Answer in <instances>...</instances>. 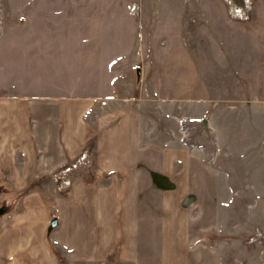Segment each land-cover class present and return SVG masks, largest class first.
<instances>
[{"label":"crops","instance_id":"1","mask_svg":"<svg viewBox=\"0 0 264 264\" xmlns=\"http://www.w3.org/2000/svg\"><path fill=\"white\" fill-rule=\"evenodd\" d=\"M18 2L12 40L0 42V177L29 193L0 230V264H219V251L184 228L195 203L203 219L219 216L210 195L219 185L195 175L190 156L148 140L123 102L115 108L116 63L131 52L130 42L115 40V1ZM253 2L252 20L264 19V0ZM235 72L236 112L263 114L264 41L241 42ZM253 123L264 129V119ZM44 177L70 187L37 185Z\"/></svg>","mask_w":264,"mask_h":264},{"label":"rangeland","instance_id":"2","mask_svg":"<svg viewBox=\"0 0 264 264\" xmlns=\"http://www.w3.org/2000/svg\"><path fill=\"white\" fill-rule=\"evenodd\" d=\"M18 1L0 0V42L12 40ZM114 1L115 14L109 18L114 21L116 43H131V52L119 58L115 67V108L123 102L140 116L148 140L178 149L181 159L190 156L195 175L202 180L204 173L207 179L211 175L212 190L219 185V191L217 187L210 192L215 206L211 215L219 216L203 219V208L195 203L185 232L197 233L201 247L219 251V264L262 263L264 151L259 142L264 129L253 128V122L264 119V113L240 116L236 112L235 67L241 42L264 41V19L256 15L252 20L253 0ZM261 3L256 1L258 7ZM26 19L20 17L23 23ZM38 81L41 86L49 80ZM180 164L179 183L185 185L186 173ZM61 175L66 178L65 172ZM15 179L0 177V230L11 225L17 204L28 200L27 188H12ZM36 180L37 185L56 182L59 190L60 180ZM164 182L153 184L169 180ZM49 194L43 190L47 199ZM194 197L192 193L191 200ZM214 199L219 200L218 206ZM56 227L50 223L49 234Z\"/></svg>","mask_w":264,"mask_h":264},{"label":"built area","instance_id":"3","mask_svg":"<svg viewBox=\"0 0 264 264\" xmlns=\"http://www.w3.org/2000/svg\"><path fill=\"white\" fill-rule=\"evenodd\" d=\"M132 8H134V7H132ZM132 13V12H131ZM71 170V169H70ZM66 173V172H65ZM66 175L68 176V175H70L69 173H66ZM70 187V182L69 181H65V182H61L60 181V187H59V190L61 191V192H64V191H66L68 188Z\"/></svg>","mask_w":264,"mask_h":264},{"label":"water","instance_id":"4","mask_svg":"<svg viewBox=\"0 0 264 264\" xmlns=\"http://www.w3.org/2000/svg\"><path fill=\"white\" fill-rule=\"evenodd\" d=\"M57 224H58V220H57V218H53V219L51 220V226H52V227H55V226H57Z\"/></svg>","mask_w":264,"mask_h":264},{"label":"bare ground","instance_id":"5","mask_svg":"<svg viewBox=\"0 0 264 264\" xmlns=\"http://www.w3.org/2000/svg\"><path fill=\"white\" fill-rule=\"evenodd\" d=\"M245 1H246V0H245ZM234 5H235V4H234ZM234 8H236V6H235ZM247 9H248V8H247ZM247 9H245V10H247ZM233 11H234V10H233ZM242 11H243V10H242ZM242 11H241V12H242ZM132 13H133V14H136V13H137V10H133ZM245 15H246V13H245ZM80 164H82V163H80ZM81 166H82V165H81ZM76 168H79V166H77ZM76 168H75V169H76Z\"/></svg>","mask_w":264,"mask_h":264}]
</instances>
